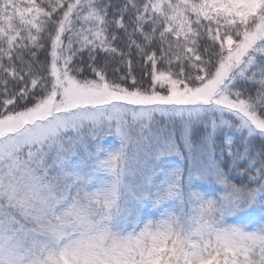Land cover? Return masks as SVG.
I'll use <instances>...</instances> for the list:
<instances>
[{"label":"snow or ice","instance_id":"snow-or-ice-1","mask_svg":"<svg viewBox=\"0 0 264 264\" xmlns=\"http://www.w3.org/2000/svg\"><path fill=\"white\" fill-rule=\"evenodd\" d=\"M0 264H264V0H0Z\"/></svg>","mask_w":264,"mask_h":264},{"label":"rangeland","instance_id":"rangeland-1","mask_svg":"<svg viewBox=\"0 0 264 264\" xmlns=\"http://www.w3.org/2000/svg\"><path fill=\"white\" fill-rule=\"evenodd\" d=\"M113 142V138L112 137H106V143L107 144H111ZM213 186H211V185H205V188H212ZM211 194V193H210ZM157 215H158V213H157Z\"/></svg>","mask_w":264,"mask_h":264},{"label":"trees","instance_id":"trees-1","mask_svg":"<svg viewBox=\"0 0 264 264\" xmlns=\"http://www.w3.org/2000/svg\"><path fill=\"white\" fill-rule=\"evenodd\" d=\"M258 214V213H257Z\"/></svg>","mask_w":264,"mask_h":264}]
</instances>
